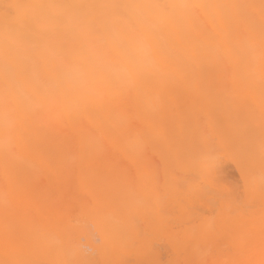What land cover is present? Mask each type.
<instances>
[{"label": "snow or ice", "instance_id": "6c2138e0", "mask_svg": "<svg viewBox=\"0 0 264 264\" xmlns=\"http://www.w3.org/2000/svg\"><path fill=\"white\" fill-rule=\"evenodd\" d=\"M26 9L34 11L28 15ZM0 19V264H99L94 257L102 241L90 223L81 225L73 215L76 204L66 209L68 222L51 229L35 217L22 225L28 210L15 198L37 206L54 198L63 203V190L78 181L99 184L117 147L137 158L164 149L167 174L176 178L161 185L145 172L124 187L121 211L128 222L111 230L119 246H127L132 228L150 235L137 220L145 214L177 236L183 230L213 241L194 253L185 247L167 264H230L212 257L242 241L259 255L246 264H264V0L4 3ZM52 108L55 121L46 116ZM217 112L228 115L227 127L214 120ZM83 113L93 117L87 126L78 119ZM193 153L204 165L202 175L183 171ZM225 156L239 179L220 190L213 187V173ZM41 176L54 178L62 191L42 188ZM189 181L192 193L185 191ZM256 186L258 241L238 224L254 214L248 194ZM81 226L87 242L75 239Z\"/></svg>", "mask_w": 264, "mask_h": 264}, {"label": "bare ground", "instance_id": "6f19581e", "mask_svg": "<svg viewBox=\"0 0 264 264\" xmlns=\"http://www.w3.org/2000/svg\"><path fill=\"white\" fill-rule=\"evenodd\" d=\"M63 0H0V5L4 3H22V4H41V3H57ZM90 2V0H83ZM91 2L110 3L114 0H91ZM134 3H202L208 0H130ZM216 2H236V0H216ZM34 10L26 9L25 13L31 15ZM203 19L208 21L209 30L213 29V24L207 16ZM5 39V30L3 20L0 19V50H2ZM258 102V97L256 98ZM49 120L55 121L57 117V109L52 108L46 114ZM214 120L225 127L229 125V117L226 113L217 112L214 114ZM83 121V126L89 125L93 121V117L87 113H83L78 117ZM3 138V123L0 121V140ZM110 147L114 143V139L107 141ZM21 151V149H17ZM258 167V165H257ZM167 153L164 149H153L148 151L142 158H137L134 154L116 148V154L113 155L110 151L106 162L103 164L102 174L99 177V184L78 181L74 189L71 191L63 190L64 201L60 203L55 198L51 202H44L37 205H32L22 197H16L15 203L28 210L27 216L21 217V224H26L32 218H38L43 224L51 229L56 226L66 224L69 220V215L66 211L72 204L77 205V212L73 215L80 220L81 225L85 222L90 223L97 234L100 236L102 246L98 254L94 257L99 264H105V261H115L123 259L126 264H141V261L151 260L155 264H167V261L175 258L185 247L191 252L200 247H204L212 240H206L201 235L186 234L183 230L179 236L171 229L170 226H160L154 224V217L141 214L137 217L139 223L144 226V230L150 235L145 238L140 235L135 228H132L128 233L127 246H119L111 237V230L121 227L128 222L127 217L122 213L121 192L124 187L133 179L141 180L145 172H151L159 177V182L163 185L168 179H176L167 174ZM230 170V173L228 172ZM184 172L191 175H202L204 165L199 158L193 153L189 158ZM234 177V178H233ZM233 178V179H231ZM239 179V170L231 163V158L225 156L221 161L218 170L213 173V187L220 190H227L232 184ZM39 183L42 188H45L55 194H59L62 190L56 186L55 179L48 176H41ZM5 178L2 165H0V197L4 191ZM195 185L192 181L188 182L185 191L192 193ZM78 197V199H74ZM248 198L255 203L254 214L243 216L239 219L238 224L246 227L256 234L257 241L259 240L260 231V205L261 193L258 186L253 187ZM204 207L202 201H195ZM193 203L192 199L188 200V204ZM166 207L172 211L171 204ZM3 216V200L0 198V218ZM172 216L165 219H172ZM203 218V217H202ZM199 224V222H197ZM219 224V221H218ZM204 229L201 228L202 232ZM83 238L87 242V229L78 227L76 229L75 239L78 241ZM3 237L0 231V248H2ZM192 258H196L193 255ZM221 261H228L230 264H246L248 261H258L259 255L256 250L251 248L246 242H241L238 246L232 248L231 251L217 250L212 257Z\"/></svg>", "mask_w": 264, "mask_h": 264}, {"label": "rangeland", "instance_id": "374dc122", "mask_svg": "<svg viewBox=\"0 0 264 264\" xmlns=\"http://www.w3.org/2000/svg\"><path fill=\"white\" fill-rule=\"evenodd\" d=\"M229 173H230V170L228 171ZM234 178V177H233ZM233 178H231V179H233Z\"/></svg>", "mask_w": 264, "mask_h": 264}]
</instances>
